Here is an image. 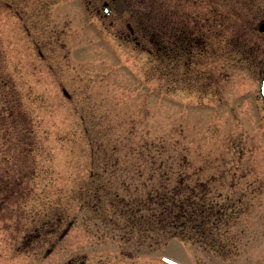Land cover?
<instances>
[{
  "label": "rangeland",
  "instance_id": "374dc122",
  "mask_svg": "<svg viewBox=\"0 0 264 264\" xmlns=\"http://www.w3.org/2000/svg\"><path fill=\"white\" fill-rule=\"evenodd\" d=\"M102 1L0 0V264H264V0H121L111 17ZM140 9L162 45L184 34L175 64ZM150 136L217 180L235 215L219 244L137 247L82 207L106 164L91 146L110 162Z\"/></svg>",
  "mask_w": 264,
  "mask_h": 264
},
{
  "label": "trees",
  "instance_id": "16d2710c",
  "mask_svg": "<svg viewBox=\"0 0 264 264\" xmlns=\"http://www.w3.org/2000/svg\"><path fill=\"white\" fill-rule=\"evenodd\" d=\"M210 1L217 7L229 0ZM138 11V21H143V28L148 27L143 32L152 48L149 52L159 63L166 53L169 62L175 64L169 52L178 50V42L182 41L177 39L181 40L184 34L178 33L176 37L169 34L162 45L161 24L156 26L148 12ZM221 17L215 15V20ZM181 47L190 46L181 44ZM138 141L140 146L130 147L122 157L109 155L110 162H106V152L99 154L102 149L91 146L89 165L93 167L98 161L106 164L90 172L89 182L78 189L76 197L84 200L82 207L93 205L88 210L99 219L100 225L116 230L120 240L133 242L137 247L151 248L174 238L205 248L219 244L235 215L230 212L227 199L221 197L217 180L208 177L205 168H194L189 150L178 148L175 142L152 136L147 140L140 137ZM99 172L111 178L98 177ZM61 219L56 217L54 224Z\"/></svg>",
  "mask_w": 264,
  "mask_h": 264
},
{
  "label": "flooded vegetation",
  "instance_id": "af4514ba",
  "mask_svg": "<svg viewBox=\"0 0 264 264\" xmlns=\"http://www.w3.org/2000/svg\"><path fill=\"white\" fill-rule=\"evenodd\" d=\"M118 2L120 3V6H121V12H117L114 10V5H113V0L110 2L108 0H103L102 3H101V7L98 9L99 12H102L103 16L104 17H111L113 15H116V14H123L124 12V8H123V4H122V1L121 0H118ZM264 24V21L260 23L259 25V29L260 27ZM259 31V30H258ZM264 31V30H263ZM262 31V32H263ZM261 32V31H260ZM261 72V71H260ZM261 74V73H260ZM264 75V73H263ZM263 75L261 76V78L263 77ZM259 93V92H258ZM55 222V220H54ZM52 224V226L54 227L53 230H51V234L56 232L57 229H59L60 225L59 223L62 222V220L60 222H57V224Z\"/></svg>",
  "mask_w": 264,
  "mask_h": 264
},
{
  "label": "water",
  "instance_id": "95a60500",
  "mask_svg": "<svg viewBox=\"0 0 264 264\" xmlns=\"http://www.w3.org/2000/svg\"><path fill=\"white\" fill-rule=\"evenodd\" d=\"M113 4L115 5L116 11H121V7H120L118 0H113ZM263 29H264V24L260 27V30H263ZM259 91H260V94L262 96V99L264 100V77L262 78V81H261V84L259 87Z\"/></svg>",
  "mask_w": 264,
  "mask_h": 264
}]
</instances>
